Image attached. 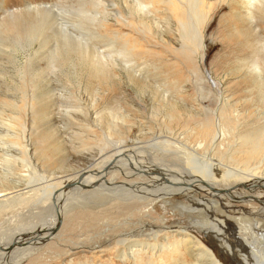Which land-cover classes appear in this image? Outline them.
I'll return each mask as SVG.
<instances>
[{
	"label": "rangeland",
	"instance_id": "obj_1",
	"mask_svg": "<svg viewBox=\"0 0 264 264\" xmlns=\"http://www.w3.org/2000/svg\"><path fill=\"white\" fill-rule=\"evenodd\" d=\"M99 1L102 3L97 5L96 10L111 14L109 21L104 24L106 28H99L103 35L111 39L110 42H96L99 57L107 63H111L109 60L117 62L119 51L125 50L130 61L140 70V78L145 83L137 80L132 83L128 79V71L121 64L105 67L99 74L92 68L78 70L68 64L60 70V67L51 65L58 42L62 43L58 38L61 28L66 27L68 33L74 36V40L70 41L72 44H79L78 29L72 26L74 19L76 21L71 15L72 9L80 4L86 14L92 17L88 11L93 12V5L97 4L93 0H0V39L13 37V25L7 24L4 16H20L18 27L34 21V11L25 13L29 6H38L40 9L49 7L47 17L51 22L50 29L43 36L45 43L33 39L20 45L19 49L11 48L6 43L0 46V124L15 117L14 112L17 110H22L20 120L11 121L17 122L13 123L18 130L15 131L18 133L14 132L17 136L25 124L23 120L29 116L26 119L28 133L25 139L9 136L16 144L18 142L16 150L8 143L3 144V133L0 134V195H4L0 201L35 188L41 183L36 182L39 176L52 175L58 178L55 185L61 186L59 182H63L62 179L67 176L71 177L76 171L90 172L96 162L114 153L115 146L105 138L108 134L114 142L124 141L122 146L145 148L147 161L151 162L150 159L155 157L160 161L163 159L167 165H174L179 171L186 168L185 159L193 158V153L187 148H194L202 156L205 150H209L212 153L210 158L216 163L222 156L229 154L228 162L233 166L242 170L254 169L253 176H264V154L255 161L246 160L250 147L239 144L237 140L239 134L253 127L256 122L264 123V111L249 107L252 102L251 91L243 76L244 73H251L254 65L242 63L240 60L244 56L234 49L242 32L238 33L237 28L228 30L232 26V15L237 17L241 12L236 0H205V12L208 11L206 20L201 21L200 26L196 25L197 31L191 35L186 32L190 27L186 8L178 13V23L174 25L173 20H170V24L167 22L170 14L163 10L160 0H143L153 20H147L148 26H142L139 22L143 16L129 13L130 0ZM204 7L201 5V8ZM253 7H258L256 17L262 18L263 7L258 2L253 3ZM111 12L116 14L113 18ZM145 15L151 17L149 13ZM243 16L245 13L240 14V17ZM253 22L254 31L264 38V24ZM197 37L201 39L202 46H199ZM252 47L256 48L255 45ZM232 48V53L228 52ZM25 66L38 69L46 76L51 104L47 111L49 115L44 119L45 124L36 121L33 125L31 113L23 111L26 99L18 90L21 85L17 73ZM162 88L166 90L164 95H161ZM28 90L32 91L30 87ZM76 108L83 110L79 112ZM215 113L220 120V139L215 136ZM2 130L3 126L0 125V133ZM206 130L208 134L205 137L203 131ZM44 131L50 138L47 142L42 140ZM213 139L218 142L211 148ZM24 143L28 145V154L18 150ZM52 147L54 149L50 151ZM55 147L58 149L56 152ZM18 151L21 153L16 156ZM106 169L99 176L106 178L107 173L113 171ZM57 189L55 186L51 188L52 198L46 199L39 208L52 210L57 202ZM79 189L83 190L82 194L90 190L87 187ZM237 190L234 193L250 201H219L203 191L192 190L187 194L156 201L148 208L130 202L137 207L118 216L109 208L115 203L126 205L127 202L111 199L103 203L101 207L106 212L98 211V219L79 217L77 220L74 218L77 214L66 209L52 238L50 236L48 240L30 248V252L18 264H27L29 260H32L30 264H121L119 253L123 248L119 241L127 237L132 242L149 241L153 231H161V219L166 227L187 230L183 235L179 231L160 234L161 245L186 241L192 237L194 241L201 242L219 264H264V188L252 192L238 186ZM26 210L24 206H16L0 217V249L13 241L14 237L33 234L34 222L37 220L34 219V213L29 214ZM19 216L32 222L22 231L16 229L20 222ZM46 216L53 217L54 214L48 211ZM213 217L215 222H212ZM250 230L254 236L248 234ZM6 233L9 236H3ZM18 245L19 249L29 247L26 243ZM47 245L52 246L48 252ZM40 253L43 256L35 258ZM168 253L164 251L158 257L161 264H193L189 256L182 258L181 254H175L177 258L172 262ZM0 255L1 260H4L6 255ZM151 263L152 260L143 258L142 264Z\"/></svg>",
	"mask_w": 264,
	"mask_h": 264
},
{
	"label": "bare ground",
	"instance_id": "obj_2",
	"mask_svg": "<svg viewBox=\"0 0 264 264\" xmlns=\"http://www.w3.org/2000/svg\"><path fill=\"white\" fill-rule=\"evenodd\" d=\"M93 1L97 4L93 5V12L90 10L88 11V13L91 14L90 16L92 17H89L86 14L87 12L83 10L82 5L80 4H78V7L76 9H72L73 12H71V15H73L77 21L76 23L74 19L72 26L78 29L77 34L78 38L80 39L77 40L79 41V44H72L70 41L74 40L72 39L74 38V36L72 37V35L68 33L66 27L61 28V33H59L58 38L62 40V43L60 44V41L58 42V45L53 55L54 57L50 62L51 65L57 66V68L60 67V70H63L68 64L78 70L92 68L95 72H97V74H99L103 72L105 67L112 65L120 66L119 64H121V66L123 65L122 68L128 71V79H131L132 83L133 80L143 81L141 79L142 77L140 78L139 75L140 70H138V68L134 66V63L130 61L131 59L128 57L127 52L125 50L119 51L120 55L117 58V62H112L111 60H109V62L111 63H107V61H102V58L99 57L97 53V48H95L97 44L96 42H104V40L105 42L111 41V39H109L107 36L103 35V33L100 32L99 28H106V25L104 24L109 21L108 18L109 16L111 17V14H109L110 12L105 11L98 12L96 10L97 5L99 3H102V1ZM130 1L131 2L129 13L138 17L143 16L141 19L142 21L139 22V24L142 26H148L147 20H153L152 15L149 12L148 6L144 4L145 2H143V0ZM160 1L163 10L166 13L170 14L169 16L171 18L167 17V22H169V24L172 23V21L170 20H173V22H175L174 25L178 23V13L181 12L184 8H186L187 14L189 15L190 19V27H188V29L186 30L187 33L189 32V35L196 33V25L200 26L199 23L201 21L206 20L208 11L205 12V0ZM256 2H258L264 9V0H236L238 8L241 10V12L237 15V17L232 15V26L229 27L228 30H234L235 28H237L238 33L240 31L242 32V34L239 35L240 39L235 42L234 49L236 52L240 53L239 55H242L244 56V58H246V60H244V58H241L243 59L240 60L242 63L246 64L247 66L254 65L253 71L251 73H244L243 76L251 91L250 95L252 102L249 107L261 108V110L264 111V76L262 75V70L264 69V38L261 37L259 33H256V31H254L255 25L253 22L254 20L256 24H264V15L262 16V18L256 17L255 11L258 7H253V3L256 4ZM56 3L59 5L61 4V2L59 1H56ZM57 4L54 5L56 6ZM251 4V7H253V9H251L250 7ZM201 5H203L204 8H201ZM30 11L35 12L34 21L32 23L25 24L22 27H18V24L21 23L20 16H13L11 14L9 16H4L6 18L5 20H7V24L13 25V31L11 33L13 37L9 38L8 36V38H1L0 46H5L6 43L9 46H12L11 48L16 49L20 45L28 41H33V39L38 41L41 40V43H45V39H43V36L45 35V32H47L46 30L50 29V21H48L47 17V12L50 11V8H47L45 6L44 9H40L38 8V6H29L26 9L25 13L27 14ZM147 13H149L151 17H147L145 15ZM242 13H245V16L240 17V14ZM113 15L116 14L112 13V18ZM252 15L254 17H252ZM119 18L121 19V17ZM153 23H155V21H153ZM52 24L54 25V23ZM70 25L71 24H69V26ZM89 26L93 28L91 31V28ZM94 27L98 29H94ZM71 29L74 28L72 27ZM245 29L248 30V32L252 34V36H250V34L247 33ZM196 40L200 43L199 46H202L201 39L197 37ZM252 45H255L256 48H253ZM234 49H228V52L232 53L231 51H233ZM3 53L5 54V52ZM233 54L235 55V53ZM57 58H59V60H57ZM110 58L111 56H109V59ZM17 76L21 85L19 86L18 90L22 92L24 100L26 99L23 111H28L29 113H31L30 116L33 119L31 123L33 125L36 121H39L41 124H45L44 119H47L49 115V112L47 111H49L51 104V100L49 97L50 94H48L47 91L48 88L46 84V76L40 70H33L30 69L28 66H25L23 70L20 69L17 73ZM247 77H249V79ZM28 87H30L32 91H27ZM163 90L161 95H164L166 93V90ZM76 109H78L79 112L83 110H80L79 108ZM21 112L22 110H17L16 112H14L15 117L10 118V120H5L4 123L0 124L3 126V130L0 133H3V144L8 143L7 145L15 147V150L17 149V146H19L18 142L16 144L15 141L9 139V136H19L17 138L25 139V134L28 133L26 132V129L28 128V126L26 125V119L29 118V116L27 117V115H24L25 118L27 117L25 120H23L25 121V124H22L23 126L21 125L22 130L19 131V135L16 136L15 134L18 133L15 132L18 130L14 125L17 124V122L11 121H19ZM215 115V136H217V139H220V137H222V133L219 132L218 126L220 120L217 117L216 113ZM45 131L43 133L41 132L43 138L40 137L42 138L43 142H47L50 139L48 133H45ZM203 133H205L206 137L208 131H203ZM167 134L170 135L169 132ZM109 137V134L108 136L105 135V138L109 139L108 142L115 146L113 155L102 161L96 162L90 172L79 173L76 171L74 175H70L71 177L67 176L63 178V182H59V184H62L61 186L55 185V181H57L58 178H54L52 175L49 177H45V175L39 176L36 177V182L41 183H37L38 185L35 188H30V190L28 191L26 190V193L22 192V194L17 193L11 197H5L3 200L0 201V217L5 212L13 210L16 206H24L29 211V214H35L34 219L35 221L37 220L36 222H34L36 223V225L34 226L33 234H29L26 236L20 235L16 238L14 237L13 241L10 240L11 242L7 243L4 248L0 249V254L4 253L6 255L4 257V260H1L2 255H0V264H18L21 261L20 259H24V256H26L28 252H30V248H33V246H37L39 243L48 240L47 238L53 235L55 230L57 231L58 226L60 225L59 222L61 221V219H63L64 211H66V209L74 212V215L76 213L77 216L75 215L74 218L77 220L79 219V217L80 219H98L97 216L100 215L98 211L102 210L103 212H106V210L102 208L101 205L103 203L110 202L111 199L120 202H127L126 205L115 203L109 208L111 212L114 213V215L118 216L123 214L125 211L133 210L135 207H137L136 205L130 203L133 201L138 203L142 207L148 208L149 206L154 204V202L162 200L164 198L177 195L179 196L185 193L187 194L189 191L192 190H198L203 191L206 195L216 198L219 201H221L222 199L238 201L239 199L241 201L246 202V200L250 201V199L240 198L238 194L234 193L235 191H238V186H242L244 189L251 190L252 192H258V190L264 188V176H253L252 172L254 169L242 170L240 167L233 166L231 163L228 162V159L230 157L229 154L222 156L216 163L215 160H212V157L210 158V154L212 155V153L209 150H205L203 152L205 154L202 156V154H199L198 149L187 148V150H191L190 153H193V158L191 159L192 161L185 159L184 161L186 168H181V171H179L176 167H174V165H167L163 159H161L160 161L158 158L155 157L156 159H150L151 162L147 161V158H145V148H140L142 146H122V144H124V141L114 142ZM237 140L239 141V144L247 145L250 147L247 155L245 156V159L255 161L260 155L264 154V123L256 122L253 127L248 129L247 131H244L242 134H239ZM217 142L218 141L213 139L211 148H213V146ZM201 144L202 142L199 143V146ZM10 146L9 149H11ZM27 147L28 145L24 143V145L20 146L18 150H21L24 154H28L30 153V151ZM53 149V147L50 148V151H53ZM139 149H143V151H138ZM56 150L58 149L55 147V152ZM19 153L21 152L18 151L16 156H18ZM133 158L134 160L133 162H131ZM162 163L164 165H162ZM259 166H257L256 169ZM106 168L112 169L113 171L107 173L108 175L106 178L105 176H99V174L103 170H107ZM161 174L164 175L162 176ZM197 179H199L200 182L197 183ZM70 183H75L77 184V186L65 190V186ZM54 186L58 187L57 190L59 191L56 196L57 202L54 204V206H52V210L39 208L40 205L46 199H48L49 197L52 198L51 188H53ZM86 187L88 189L90 188V190L84 191L85 193L82 194L83 190L81 191V189L79 188L85 189ZM1 196L4 195H0V197ZM79 198L80 200H78ZM127 204L132 205L127 206ZM109 206L110 205H108V207ZM80 209L82 210V212H80ZM48 211H51L54 216L45 217ZM13 214H15V212ZM50 216L52 215L50 214ZM25 219L28 220L24 217H20L18 219L20 220V222L16 226L17 230H25L32 223L31 221H26ZM32 221L34 220L32 219ZM163 222L164 221L161 219V231L159 233L157 231H153L152 234L149 236L150 238L148 237L149 241L147 242H132V239H130L129 237L123 239V241L120 240L119 245L123 248V251L119 253L121 264H142L143 258H148L150 261L152 260L151 264H161L162 262L158 260V257L164 251L169 252L168 256L170 257L172 262H175V259L177 258L174 256L175 254H181L182 258L184 256H189L192 259L193 264H219L214 258V256L208 251V249L204 247L201 242L197 240L194 241L192 237L186 241H179L173 244L161 245L159 241L161 239L159 237L160 234L166 235L171 231H179L180 234L183 235L187 232V230L182 227H179L177 229L174 227H166ZM212 222H215L214 217L212 218ZM42 233H44V235H42ZM248 234L254 236V232L252 230H250ZM6 235L8 234L6 233L3 236ZM0 236H2V234ZM22 237H26L25 239H28L22 240ZM20 240H22V242ZM209 240L212 241V239ZM20 243L29 244V247L19 249L20 245L17 246V244ZM46 247L48 249L46 252L50 251L52 248L51 245H47ZM40 256H43V254L40 253L37 257H34L40 258ZM31 261L29 260L27 264H30Z\"/></svg>",
	"mask_w": 264,
	"mask_h": 264
},
{
	"label": "water",
	"instance_id": "obj_3",
	"mask_svg": "<svg viewBox=\"0 0 264 264\" xmlns=\"http://www.w3.org/2000/svg\"><path fill=\"white\" fill-rule=\"evenodd\" d=\"M74 186H77V184H75V183H70V184H67L65 187H66V189L65 190H67V189H71V188H73ZM25 238H22V240H24Z\"/></svg>",
	"mask_w": 264,
	"mask_h": 264
}]
</instances>
